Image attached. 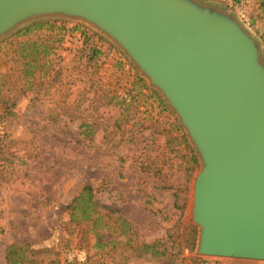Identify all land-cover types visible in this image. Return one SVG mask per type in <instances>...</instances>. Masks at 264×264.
I'll return each mask as SVG.
<instances>
[{"label": "rangeland", "instance_id": "rangeland-1", "mask_svg": "<svg viewBox=\"0 0 264 264\" xmlns=\"http://www.w3.org/2000/svg\"><path fill=\"white\" fill-rule=\"evenodd\" d=\"M200 1L234 17L264 64V0ZM33 41L48 51L31 56ZM200 168L161 93L94 25L42 16L0 36V264H264L196 252Z\"/></svg>", "mask_w": 264, "mask_h": 264}, {"label": "water", "instance_id": "water-1", "mask_svg": "<svg viewBox=\"0 0 264 264\" xmlns=\"http://www.w3.org/2000/svg\"><path fill=\"white\" fill-rule=\"evenodd\" d=\"M55 15L113 39L177 116L201 164L196 252L264 261V64L253 38L200 0H0V36Z\"/></svg>", "mask_w": 264, "mask_h": 264}, {"label": "trees", "instance_id": "trees-1", "mask_svg": "<svg viewBox=\"0 0 264 264\" xmlns=\"http://www.w3.org/2000/svg\"><path fill=\"white\" fill-rule=\"evenodd\" d=\"M261 6H264V1H262L261 2ZM28 44V46L29 47H31V49H32V53H31V56L32 55H35V54H37V53H34V52H37V50H38V48L39 47H41L42 48V51L44 52V53H46L47 51H48V47L44 44V43H38V42H36V41H33V42H29V43H27ZM27 44H26V46H27ZM29 65H32V64H29ZM28 74H30V73H28ZM66 109H69V106H68V108H66ZM74 110H78V118H82V115H83V113L86 111V109H82L81 110V106H80V112H79V107L78 106H74ZM73 110V111H74ZM68 115V117L70 118V120H72L73 118H72V114L70 113V114H67ZM82 124H83V122H82ZM100 128H103L104 129V131L107 133V134H110V135H115V133L116 134H120L123 130H122V124H120V122L119 121H115L114 123H113V125H112V128H114L115 129V133L114 132H108V127L107 126H104V127H102L100 124H96V128L93 130V131H91V133H94L96 130H98V129H100ZM115 141V147H118L122 142H123V140H122V138H121V136H120V138H117V139H115L114 140ZM191 159L195 162L196 161V158H195V156L192 154L191 155ZM85 189H90V188H88V187H86ZM86 201V202H85ZM91 200H83V204L86 206V207H84L83 209H82V213H83V215H84V218H87L88 217V215H89V211H90V209H91V207L92 206H95V203H93V202H90ZM12 264H13V262H12Z\"/></svg>", "mask_w": 264, "mask_h": 264}, {"label": "built area", "instance_id": "built-area-1", "mask_svg": "<svg viewBox=\"0 0 264 264\" xmlns=\"http://www.w3.org/2000/svg\"><path fill=\"white\" fill-rule=\"evenodd\" d=\"M203 264H217V263H215V262H208V261H204V263Z\"/></svg>", "mask_w": 264, "mask_h": 264}]
</instances>
